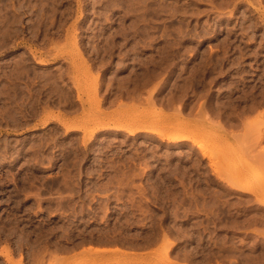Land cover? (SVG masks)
I'll return each instance as SVG.
<instances>
[{
  "label": "rangeland",
  "instance_id": "obj_1",
  "mask_svg": "<svg viewBox=\"0 0 264 264\" xmlns=\"http://www.w3.org/2000/svg\"><path fill=\"white\" fill-rule=\"evenodd\" d=\"M262 111L264 0H0V264H264Z\"/></svg>",
  "mask_w": 264,
  "mask_h": 264
},
{
  "label": "bare ground",
  "instance_id": "obj_2",
  "mask_svg": "<svg viewBox=\"0 0 264 264\" xmlns=\"http://www.w3.org/2000/svg\"><path fill=\"white\" fill-rule=\"evenodd\" d=\"M100 76V75H99ZM102 77V76H101ZM98 79H101V78H98ZM100 81V80H99ZM98 82V81H97ZM100 82H102V81H100ZM101 85V84H100ZM99 87V86H98ZM78 89V88H77ZM97 92H98V90H97ZM130 92V91H129ZM99 94V93H98ZM132 94V93H131ZM161 94V93H160ZM127 95H129L128 93H127ZM134 95H137L136 97H138V94H135L134 93ZM120 96V95H119ZM123 95L121 94V97H122ZM130 96V95H129ZM132 96V95H131ZM149 96V95H148ZM162 96H164L163 94H162ZM79 97H81V96H79ZM127 97V96H126ZM154 97H156L155 95H154ZM158 97V96H157ZM101 98V97H100ZM134 96H132V100H131V98H130V101L131 102H133L134 101ZM140 97H138V98H136V100L137 99H139ZM163 97H161V99H162ZM80 99V98H79ZM105 99H106V97H105ZM113 99H116V98H112V100ZM120 99V98H119ZM125 99V98H124ZM127 99H128V97H127ZM127 99H125L126 100V102L128 101ZM140 99H142V97L140 98ZM139 99V100H140ZM154 99V98H153ZM159 99H160V97H159ZM147 99H145V102H147L146 101ZM151 100H152V98H151ZM82 101V100H81ZM104 101V100H103ZM103 101H102V104H103ZM115 101V100H114ZM114 101H110L111 103H113ZM121 101V100H120ZM124 101V100H123ZM129 101V102H130ZM138 101V100H137ZM153 101H156V100H153ZM153 101H151V103L150 104H152V102ZM99 103V102H98ZM120 103V102H119ZM122 103V102H121ZM121 103L119 104V105H121ZM148 103V102H147ZM158 103V102H157ZM157 103L156 102H154V105L156 104L157 105ZM126 104V103H125ZM128 104H130V103H128ZM100 106V105H99ZM101 107V106H100ZM121 107V106H120ZM124 108V107H123ZM252 109V108H251ZM251 109H249L250 111L249 112H251ZM200 111H201V108L199 109ZM244 110V109H243ZM199 111V112H200ZM246 111V110H245ZM120 112V111H119ZM126 112V111H125ZM124 112V113H125ZM248 112V111H247ZM247 112H245V113H247ZM201 113H203L202 111H201ZM207 113V112H206ZM240 113L241 112H239V116H240ZM244 113V114H245ZM159 114H160V112H159ZM200 114V113H199ZM212 114V113H211ZM244 114H242V117H243V115ZM246 115H248V113L246 114ZM246 115H244V117H246ZM258 115V117H257V119H256V121H255V123L253 122V121H251V120H248L247 122H245L246 123V127L248 128L247 130H248V133L250 134L249 135V138H250V141L252 142L251 144H254V146L257 148L258 146H259V149H257V151L255 152V150L253 149L252 150V152L255 154V155H253V156H255V157H257L258 158V160H259V162H260V164L264 167V146H263V144H264V142H263V144H262V141L264 140V111H262L261 113H258L257 114ZM256 115V116H257ZM209 116V115H208ZM52 117V116H51ZM212 117V116H211ZM217 117V116H216ZM216 117H214L215 118V121H217V119H218V117L216 118ZM156 118V117H155ZM210 118V117H209ZM214 118H212L211 120H213ZM219 118H220V116H219ZM247 118V117H246ZM44 119V118H43ZM42 119V120H43ZM221 120H223L222 118H220ZM239 119L241 120V117H239ZM243 119V118H242ZM63 120V119H62ZM218 121H219V119H218ZM228 121V120H227ZM231 121H233V120H231ZM243 120H241V123H243L242 122ZM223 122H224V120H223ZM240 122V121H239ZM62 123V122H61ZM153 123V122H152ZM172 123V122H171ZM226 123V122H225ZM229 123H230V121H229ZM229 123H228V127H230L229 126ZM234 123V122H233ZM236 123V122H235ZM254 123V124H253ZM44 124V123H43ZM64 124L69 128V129H71V128H73V127H76V128H81V127H79L78 125H74V123H73V121H72V123H70V121H65L64 122ZM110 124V122L109 121H107V120H100L99 122H98V124L97 125H95L96 127L98 126V127H105L106 126V128H107V126ZM219 124H223L222 123V121H221V123H219ZM231 124V123H230ZM64 125V126H65ZM141 125V124H140ZM235 125V124H234ZM233 125V126H234ZM244 125V124H243ZM139 126V125H138ZM221 126H227L226 124H224V125H221ZM232 126V125H231ZM232 126V129L234 128ZM227 127V128H228ZM83 128H87V127H83ZM123 128V127H122ZM125 128V127H124ZM145 128V127H144ZM231 128V127H230ZM126 129H128V127L126 128ZM131 129V127L128 129V130H130ZM136 129H137V127L136 128H133V129H131L130 131L131 132H134V131H136ZM142 129H143V127H142ZM232 129H230V131L232 130ZM84 130V129H83ZM99 130V129H98ZM220 130V129H219ZM222 130V129H221ZM127 131V130H126ZM223 131V130H222ZM144 132V131H143ZM150 132V131H149ZM235 132V131H234ZM232 133V132H231ZM147 134H149V133H147ZM158 134L159 135H161V136H166V135H168L167 137L169 138V140L170 141H178V142H181L182 140H191V141H193L194 143L193 144H195V149H197L198 150V152L200 151L201 153H203L205 156H207L208 157V159H210L212 156L210 155V153L207 151V146L211 143L210 141H205V142H202V141H199L200 140V138L205 134V129L204 128H200V130H198V131H196V132H194V133H189V132H186V133H184V134H180V133H178V132H174V131H171V132H168V131H159L158 132ZM235 134V133H234ZM221 135V134H220ZM219 135V136H220ZM225 135V134H224ZM233 135V134H232ZM152 136V135H151ZM218 136V137H219ZM216 138V136H213V140ZM219 139V138H218ZM85 140V139H84ZM249 141V142H250ZM250 145L248 144V147H249ZM254 146H252V148H255ZM194 147V146H193ZM255 148V149H256ZM247 149H250V148H247ZM249 151V150H248ZM250 155H251V150H250ZM214 157V156H213ZM212 157V158H213ZM248 157V156H247ZM212 158H211V160H212ZM250 158H254V157H252V156H250ZM257 158H255V161L254 162H258V160H257ZM257 160V161H256ZM245 161V160H244ZM258 162V163H259ZM219 163H214V162H212L211 161V166H212V168L214 169V171H215V173L217 174V178H219L220 180H226V176H224V174H223V171H222V169H221V166L220 165H218ZM259 164V165H260ZM259 165H257L258 167H259ZM260 168V167H259ZM215 174V175H216ZM263 175V174H262ZM242 177V175H241V173H239V172H233V173H231V177L230 178H228L227 179V181H228V183H229V186H231V187H233V188H235L236 186V184H235V181L237 182V181H239V179ZM219 180V181H220ZM237 189H239V190H241L242 192L241 193H244L243 191H248V192H251V193H253L255 196H256V199L258 200V202H260L262 205H264V197H263V195H262V192H263V190H264V188L262 187V185H259V186H248V185H239V188H237ZM236 189V190H237ZM247 192V193H248ZM246 193H244V195H245ZM250 195V194H249ZM248 195V197H249V200H250V196H253V195H250L249 196ZM238 196H239V198H240V196H242V198H243V200H244V196L243 195H239V193H238ZM254 196V197H255ZM245 199L246 200H244V201H247V199L248 198H246V195H245ZM252 199V198H251ZM254 199V198H253ZM248 200V201H249ZM257 200L255 201V200H253V201H255L256 203H257ZM243 201V202H244ZM248 201H247V203H246V205L248 204ZM252 201V200H251ZM242 201L240 200V204H242L243 205V203H241ZM237 203L239 204V202L237 201ZM254 203V202H253ZM252 203V204H253ZM249 204H250V202H249ZM259 204V203H258ZM260 205V204H259ZM245 206V205H244ZM249 206V205H248ZM251 206V205H250ZM249 206V207H250ZM253 206V205H252ZM258 205L256 204L255 205V207H257ZM246 207V206H245ZM260 207H262V206H260ZM244 208V207H243ZM247 208V207H246ZM253 208V207H252ZM258 208V207H257ZM263 208V207H262ZM249 209H251V208H249ZM254 209V208H253ZM252 209V210H253ZM236 210V209H235ZM235 210H234V212H235ZM239 210H241V208L239 209ZM239 210H238V212H239ZM259 210L260 211H258V210H256L255 212H259L258 213V215H259V217L258 216H256L254 213H252V211H250V213H252L250 216H248L249 218H251V219H249V218H247V221L249 222V220H250V224H251V220L253 221V218H254V221L255 220H257V222H260L261 223V225H263V226H260L259 228L258 227H256V226H253V225H256L257 224V226H259L260 225V223H259V225H258V223L256 222L255 224H254V221L252 222V224L253 225H250V224H247V225H250V226H253V227H255V228H257V230L260 232V233H262V234H264V209L262 210V209H260L259 208ZM247 211V210H246ZM232 212V211H231ZM254 212V211H253ZM233 213V212H232ZM241 213H242V211H241ZM240 213V214H241ZM244 213V212H243ZM242 213V214H243ZM247 213V212H246ZM245 213V214H246ZM236 214H238L237 212H236ZM242 214H241V216H242ZM248 214V213H247ZM238 216H239V214H238ZM241 216H239V217H241ZM246 216V215H245ZM233 219H234V216L232 217ZM231 218V219H232ZM237 218V217H236ZM235 218V219H236ZM246 218V217H245ZM242 219H244V217L242 218ZM249 219V220H248ZM238 220H240L241 221V219H238ZM259 220V221H258ZM230 221V220H229ZM228 221V222H229ZM232 221V223H233V225H234V220H231ZM230 221V222H231ZM246 221V220H245ZM244 221V222H245ZM229 222V223H230ZM235 222H236V220H235ZM243 222V221H242ZM243 222V223H244ZM247 222V223H248ZM232 223L230 224V226H229V228H232ZM239 223V221L237 222V224ZM226 224V223H225ZM224 224V225H225ZM232 225V226H231ZM227 226H228V223H227ZM237 226V225H236ZM236 226H234V227H236ZM239 226H242V224L241 225H239ZM239 226H237V227H239ZM243 226H245V225H243ZM225 227V226H224ZM233 227V228H234ZM249 227V226H248ZM228 228V229H229ZM241 227H239V228H237V229H240ZM243 228V227H242ZM224 229V228H223ZM228 231V230H227ZM226 231V232H227ZM233 231H235V230H233ZM236 232V231H235ZM239 232H241V231H239ZM239 232H237L238 234H239ZM243 232V231H242ZM247 232V231H246ZM231 233V232H230ZM250 233V232H249ZM252 234L254 233V232H251ZM250 233V234H251ZM232 234H234V232L232 233ZM244 234H248V233H244ZM224 235H225V233H224ZM227 236H228V234H226ZM235 235V234H234ZM223 236V235H222ZM230 236V235H229ZM233 236V235H232ZM238 236V235H237ZM238 237H240V235L238 236ZM237 237V238H238ZM241 237H243V236H241ZM223 238H224V236H223ZM230 238H232L231 236H230ZM244 239H245V237H243ZM247 238V237H246ZM257 238V237H256ZM166 241H167V247H168V249L167 250H169V249H171L172 250V248L175 246V244H176V242H175V240H171V239H169V238H167L166 237ZM244 239L242 240V241H244ZM100 240V239H99ZM104 240V239H103ZM224 240H228V237H227V239H224ZM246 240V239H245ZM255 240V239H254ZM98 241V240H97ZM97 241H95L96 243H98ZM102 241V240H101ZM105 241V240H104ZM147 242L149 241V240H146ZM154 241V240H153ZM156 241V240H155ZM165 241V240H164ZM231 241H233V239H231ZM240 241V240H239ZM94 242V243H95ZM107 242V241H106ZM105 242V244H107ZM117 242V241H116ZM115 242V243H116ZM149 242H152V241H149ZM230 242V241H229ZM228 242V243H229ZM236 242H238L237 240H236ZM235 242V243H236ZM255 242V241H254ZM254 242H253V240H252V244L251 245H253L254 244ZM92 243V242H91ZM110 242H108V244H109ZM120 243V242H119ZM136 243V242H135ZM144 243H145V241H144ZM143 243V244H144ZM226 243H227V241H226ZM232 243V242H231ZM231 243H229V245L231 244ZM241 243V242H240ZM256 243V242H255ZM123 244V243H122ZM139 244H140V242L138 243V247H140L139 246ZM146 244H148L149 245V243H146ZM146 244H144V245H146ZM165 244V243H164ZM238 244V243H237ZM242 244V243H241ZM246 244V243H245ZM244 244V245H245ZM91 245H93V244H91ZM100 245V244H99ZM103 245V244H102ZM134 245H137V244H134ZM226 245H228V244H226ZM228 245V246H229ZM233 245H234V243H233ZM243 245V244H242ZM242 245H240V246H242ZM90 246V245H89ZM88 246V247H89ZM95 246H97V245H95ZM93 247V248H90V250L91 251H97V252H109V251H116L117 249H111V248H106V247H100V246H97V247ZM141 246H142V243H141ZM264 246V245H263ZM119 247V246H118ZM137 247V246H136ZM143 247V246H142ZM231 247V246H230ZM234 246H232V248H233ZM237 247V245L234 247V248H236ZM239 247V246H238ZM252 247V246H251ZM240 248V247H239ZM255 248V247H254ZM11 249V248H10ZM65 249H66V247H65ZM68 250V249H67ZM166 250V251H167ZM242 250V249H241ZM240 252V251H239ZM243 252V251H242ZM169 253V252H168ZM252 253V252H251ZM254 253V252H253ZM249 254V253H248ZM256 254V253H255ZM262 254L264 255V252L263 253H261L260 252V255L262 256ZM12 255V254H11ZM169 255V254H168ZM213 255V254H212ZM242 255V254H241ZM258 256L257 257H260L259 256V254H257ZM248 256V255H247ZM20 257H22V255L20 256ZM242 257H244V256H242ZM264 257V256H263ZM8 258H11L9 255H8ZM251 258V257H250ZM250 258H247V259H250ZM262 258V257H261ZM260 258V261L262 260ZM19 259V258H18ZM201 259H203V258H201ZM256 259H258V258H256ZM231 260V262H232V259H230ZM195 261H198V259L196 260V257H195ZM194 261V262H195ZM204 261H205V259H204ZM203 260L201 261L200 260V264H201V262H204ZM229 261V260H228ZM257 261H259V260H257ZM259 261V262H260ZM23 259L22 258H20L19 260H18V264H23ZM230 262V261H229ZM237 262V261H236ZM261 263L263 264V261H261ZM224 264V263H223ZM235 264V263H234ZM240 264H241V262H240ZM244 264V263H243Z\"/></svg>",
  "mask_w": 264,
  "mask_h": 264
},
{
  "label": "crops",
  "instance_id": "obj_3",
  "mask_svg": "<svg viewBox=\"0 0 264 264\" xmlns=\"http://www.w3.org/2000/svg\"><path fill=\"white\" fill-rule=\"evenodd\" d=\"M101 247H103V246H101Z\"/></svg>",
  "mask_w": 264,
  "mask_h": 264
}]
</instances>
